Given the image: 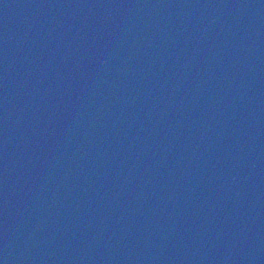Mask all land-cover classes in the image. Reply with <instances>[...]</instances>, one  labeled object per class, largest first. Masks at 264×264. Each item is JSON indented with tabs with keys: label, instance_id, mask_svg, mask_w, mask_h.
Wrapping results in <instances>:
<instances>
[{
	"label": "water",
	"instance_id": "1",
	"mask_svg": "<svg viewBox=\"0 0 264 264\" xmlns=\"http://www.w3.org/2000/svg\"><path fill=\"white\" fill-rule=\"evenodd\" d=\"M263 22L264 0H0V209L140 162Z\"/></svg>",
	"mask_w": 264,
	"mask_h": 264
}]
</instances>
